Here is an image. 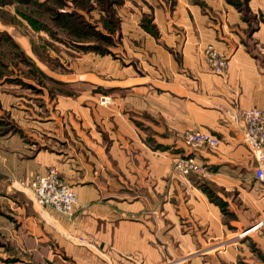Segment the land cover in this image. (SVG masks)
Here are the masks:
<instances>
[{"label": "crops", "instance_id": "obj_1", "mask_svg": "<svg viewBox=\"0 0 264 264\" xmlns=\"http://www.w3.org/2000/svg\"><path fill=\"white\" fill-rule=\"evenodd\" d=\"M247 6L252 20L228 0H124L109 53L76 51L66 73L41 66L73 94L1 97L17 128L0 130V264H264V184L230 115L264 111V0ZM190 129L220 145L187 149ZM179 154L207 175H178ZM51 167L78 195L73 221L30 188Z\"/></svg>", "mask_w": 264, "mask_h": 264}, {"label": "rangeland", "instance_id": "obj_2", "mask_svg": "<svg viewBox=\"0 0 264 264\" xmlns=\"http://www.w3.org/2000/svg\"><path fill=\"white\" fill-rule=\"evenodd\" d=\"M18 1L19 0H15L14 3L3 4L0 0V110H3V115L0 116V130L5 133H7L10 129L12 130L13 128H17L14 125V121L10 119L8 112L1 106L2 98H5V95L8 93L7 91L15 92V94L18 93L17 91H31V93H35L37 91L35 88L42 91L41 88L37 87L38 85L42 86V84H44L49 89V91H51L56 87V85L41 74L43 71L41 66H47L54 71L57 70L59 72L66 73V71L68 72V64L66 61L77 57L75 54L77 51L76 48L72 46L67 47L66 44L60 42V40H57L55 37H51L50 33L43 28H35L19 13V11H26L28 14L33 16H40L41 20L51 24L54 31L59 33L61 36H65L67 29H64V31L60 25L50 19L48 13H44V9L46 10L47 6H54V2L47 1L46 4L42 6L41 9H39V7L34 3V0L31 2ZM90 2L91 5H99V3L95 0H90ZM91 5L89 7H91ZM123 5L124 3L116 5V7H112L116 12V14H114V18L119 22V29L118 32L116 31L117 33L114 34V44L106 45L109 48H112L114 45H116L118 40L117 34L121 31L122 17L120 13L122 14L121 10ZM82 12L85 11L82 10ZM90 16L94 21L99 23L101 29L104 28L105 22L100 20L101 13L99 8H95L91 12ZM107 27L109 28V26L106 25V31H108ZM87 33V38H89L92 43L96 44V37L94 39L95 41H93L91 32L88 31ZM9 36L18 45V47L12 44L8 38ZM24 39L29 42L31 46L30 49L33 50L34 55L30 56L29 53L26 52L24 48ZM84 39H86V37H84ZM98 43L102 44L100 41H97V44ZM67 48H69V50ZM23 51L26 54V57H28L29 62L25 61L24 55L21 54ZM61 59H63V61ZM30 82L36 83V85H33L35 88L27 86L29 84L31 85ZM30 88L31 90H29Z\"/></svg>", "mask_w": 264, "mask_h": 264}, {"label": "built area", "instance_id": "obj_3", "mask_svg": "<svg viewBox=\"0 0 264 264\" xmlns=\"http://www.w3.org/2000/svg\"><path fill=\"white\" fill-rule=\"evenodd\" d=\"M206 53L212 71L224 74L229 66L227 57L212 45L207 48ZM230 115L233 120L244 123L245 142L256 160L255 177L264 184V111L252 107L243 111H234ZM180 135L189 150L203 147L217 148L221 142L218 136L208 130L190 129ZM173 167L174 171L184 178L193 175L205 177L208 172L204 164L190 154H179L174 160ZM30 188L41 206H51L71 221L74 220L79 198L72 186L60 180L57 168L51 167L45 174L37 176L30 183ZM78 240L85 243L83 238ZM30 264H41V262L35 261Z\"/></svg>", "mask_w": 264, "mask_h": 264}, {"label": "trees", "instance_id": "obj_4", "mask_svg": "<svg viewBox=\"0 0 264 264\" xmlns=\"http://www.w3.org/2000/svg\"><path fill=\"white\" fill-rule=\"evenodd\" d=\"M2 3L11 4L14 3L15 0H1ZM24 2H31L32 0H19ZM18 1V2H19ZM47 1L54 2V6H47L46 10L44 9V13H48L50 19L60 25L62 29H67L66 35L61 36L59 33L52 29L50 23H47L44 20L40 19L39 17L33 16L28 14L26 11H19V13L26 18L31 25L35 28H43L50 33L51 37H55L60 42L66 44L67 47H74L77 49L78 52H85V51H94L100 54L109 53L111 50L106 45L114 44V34L118 32L119 29V22L115 20L114 14H116L115 10L112 7H116V5H120L124 3V0H95L99 3L97 6L96 4L91 5L90 0H34V3L41 9L42 6L46 4ZM229 2L235 4L236 6L240 7L244 11V18L247 20H252L249 14V9L247 6L248 0H228ZM23 3V2H22ZM97 3V4H98ZM91 5V7H89ZM100 6V7H99ZM99 8L101 13L100 20L105 22L104 28L101 29L98 22L92 19L91 12L95 9ZM85 11V12H82ZM264 21V17L262 18ZM106 25L109 26L105 30ZM144 27L149 30L153 31V27L148 24H144ZM87 29L91 32L93 36V41L96 40V44L92 43L89 38H87ZM254 29V26H252ZM65 31V30H64ZM117 31V32H116ZM57 33V34H56ZM8 35V34H7ZM65 37V38H61ZM86 37V39H84ZM96 37V39H95ZM12 44L16 47L18 45L13 41V39L9 36L8 37ZM95 39V40H94ZM97 41L102 42V44H97ZM69 50V48H67ZM24 55L25 61L29 62L28 57L26 54L21 52ZM1 74V73H0ZM41 74L46 77V79L50 80L52 83L56 85L50 92L53 94L54 92L71 95L74 93V90L67 82L62 80L56 79L47 75L44 71ZM29 87L35 88L33 85H27ZM37 91H41L40 89L35 88ZM201 187L210 195L212 201L219 204L225 210V203L222 200H219L217 197L214 196L213 191L207 187L206 185L202 184Z\"/></svg>", "mask_w": 264, "mask_h": 264}]
</instances>
